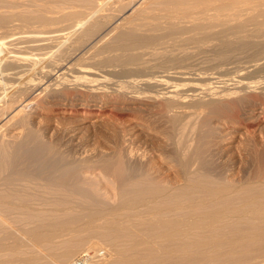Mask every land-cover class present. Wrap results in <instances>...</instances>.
Returning <instances> with one entry per match:
<instances>
[{
	"label": "bare ground",
	"instance_id": "obj_1",
	"mask_svg": "<svg viewBox=\"0 0 264 264\" xmlns=\"http://www.w3.org/2000/svg\"><path fill=\"white\" fill-rule=\"evenodd\" d=\"M27 1H29L31 4L30 0ZM36 1L33 0L34 3ZM46 1L47 0H43L44 6L42 4L41 9L39 7L40 1L39 5L37 4V8L35 5L36 3L34 4L36 9H40L38 11L32 7L36 10V12L38 11L37 13L35 11V13L33 11L32 13L30 11L21 12L18 10L17 13L15 12L13 14L9 11L12 15H9V12L8 15L0 14L1 27L6 25L5 23L8 22L9 24L10 21H13L10 19L13 17V15L14 17H16V19L21 17L22 20L21 18L20 20L23 24V28L25 27V30L27 29V27L32 29L27 30L26 32L22 28H20L19 30L17 27H21L20 23V26L16 27V25L18 24L14 25L17 30L16 28L12 27L13 29H15V31L12 29L11 31H9L10 28L8 26L9 30L8 28H6L7 32H12L11 34H14L16 32L14 35L17 34L16 36L18 38V36L22 33H20L19 31L24 30L23 33H26V35L21 37L19 36V40L28 42L27 48H29V50L31 49V53L34 52L32 50H39L40 56L44 55L47 57V59L49 57V62L47 61L48 63L46 65L42 64L43 66L37 67L39 65H36L35 62L34 64L36 65V67L29 68L30 64L25 62L26 60H23L24 58L21 59V57L19 58V56L12 57V55L7 56L4 52L7 47L6 42L8 43V41L10 40L9 37L8 41H6L7 39L5 40L6 42L0 41V57L3 56V52L5 53L3 58H0V65L4 64L5 66L8 61H11L15 63L14 68L16 70L14 72H10L8 70H6L7 72H4L2 70L4 73L2 71L0 72V103H2V101L4 102L2 105L0 104V133L2 132V129L5 130L7 128L3 127L13 125L15 124V121L19 122V120L17 119H20L21 116L23 118L25 116V113L31 110H37V105L35 103V100L37 102V97L46 96L49 100L56 101L59 97L62 96V94L65 95V93L69 91L71 92L72 90H76L78 93V91L81 89L79 85H81V87L83 86V88L85 87V90L91 93V97L88 101L80 98L81 96L76 97L70 101L67 100L68 97L65 98L67 101H69V103L67 104L70 105V109L75 112H88V114H95V116L99 118L103 117L108 111V103H116L118 102V100H121L120 97H129L132 99L139 97L141 94H139L138 96H128V94H136L138 92L136 91V88L139 89L142 86L159 88V91L157 92L158 94L155 93L156 95H153V92L150 93V96L152 94L153 96L151 97L154 98V100L151 98L152 101H161L160 103L165 110L169 109L175 112L178 111L179 118H181L180 116L183 115L186 118L185 114L188 112L187 108L189 107H193V110L194 108L198 109L204 106H211L209 108H218L223 103L225 105V101H230L229 99L231 97H237V99H248L250 94L256 92L258 87L263 85L264 89V84L260 85L262 83L260 82L261 80H257V82H255L253 77L249 80L246 79L248 77V74L247 77L240 76V79L235 80V82L232 77H230L231 80H233L232 84H228L227 82H225L229 80V77L228 80L226 79L225 81H222L223 85H216L214 83V85L209 84L208 86H206V88L208 87L209 90L207 91L205 89L206 91H204L203 94L196 92L200 89V82L198 83L197 81L192 84H186L189 86L187 87V89H183L184 87L181 88L178 86V84H171V80L174 76H187L184 75L186 74L187 70L184 71L185 66H183V70H178L176 75H172L174 73L171 74L170 72V74L165 73L159 75L145 74L142 75L141 78H139V75H137L138 78H135L133 80L127 79L126 82H122L118 87H115L116 89L114 90H106L107 84L113 77H109L108 74H113L116 72L120 74V70H123V74L125 77L124 72H127V70H132L133 72L134 68L132 69L131 66H136V68L148 67L151 69L160 67V69L163 68L164 70H169L170 68L173 69L172 66L178 67V64H180V68L182 64L186 65V60L187 62H189L188 59L192 55V53L186 50L187 48L182 44H179L178 42L180 41V38H182L181 36L184 33H187L186 35H188L189 33L188 38L197 43L196 47L198 49L211 50L214 53H212V55H214V60L216 61V63H224L230 60L232 55H235L237 53L236 51H242L238 53H244L243 51H245L246 53L247 50L255 51L256 49H260V51L264 52V0H101L106 4V10H109L108 7L112 8L111 11L109 10L110 13H106L104 11L101 12L105 9L101 8L103 3H101L100 0H79L81 4L83 2V5L86 4L88 6L87 10L79 9V5L81 4H76L79 1L76 2L75 0H73V2H76L75 4H73L72 0V3L70 2V0H67L68 4L71 3L69 5L70 7L68 6V8L72 7V9H59V11L56 10L57 14L54 9H49V14L53 11V13L55 12L54 14L56 15L52 13L51 15H48L46 13L48 10V7L45 5ZM48 1V3H46L48 5H50L49 3H51V5L54 3V1ZM57 1L56 2L57 4L59 3V6L65 7L63 6V3H60L62 2V0L60 2L59 0ZM56 2L54 3V5L56 4ZM64 3L68 5L66 2ZM11 4L13 3H10L9 7L12 6ZM51 5L49 8H52ZM74 5H77V7H75ZM99 6L102 10L99 8L98 12H95L98 9L97 7ZM146 6L151 7V16L150 11L146 10ZM22 7L20 9H22ZM14 10L17 9L14 8ZM145 10L146 12L150 13L148 17L146 16L147 13L145 12ZM156 10H158V12L160 13H157ZM144 12L146 13V15ZM143 14L145 15V17H143ZM13 19L15 20V18ZM2 31L3 30H1L0 28V32ZM1 34L2 33H0V36H2ZM5 34L3 35L6 36ZM7 35H9V33H7ZM213 38L219 39L220 43H211L210 39L213 40ZM169 40H171L172 43L174 41V45H177L178 43L177 48L174 49L172 47L174 45H171ZM175 40H178L177 43L175 42ZM208 40L210 41V43H208ZM167 41L170 44L166 43ZM10 43H8V45ZM16 43L17 42L15 41L14 44ZM12 46L15 47V45L13 44ZM22 46L24 47V45ZM187 46H190V42L189 45L187 44ZM14 49H17V46ZM175 50L179 53L175 52ZM32 55L34 54L32 53ZM37 55H39V52L37 53ZM145 55H149V58H153L152 60L155 61H149H151V63H154L151 65H147L149 64V62L145 59ZM14 57H16V59H13ZM46 57H44V59ZM25 58L27 59V57ZM20 59L23 61H21ZM83 60H87L89 61L88 63L91 64L87 66H79V62ZM191 60L192 58L190 59V61ZM209 64L211 65V63ZM97 65L105 67L107 69L106 71H104L105 75H102L103 73L98 75L99 73L97 74L92 71L94 70V68L96 69ZM99 72L101 71L99 70ZM68 73L73 74V77L71 76L72 78H70L72 80L74 78L73 82L72 80L68 79V77H70V75L72 74L69 75ZM28 74H33V76L35 75L34 79H37V77L41 76L40 80L38 79L39 81L30 82L24 78ZM130 74L128 73L129 76ZM135 75L133 74V76ZM30 76L31 75H29L28 77ZM205 78L209 79L210 77L205 75L203 77L199 75L197 79L186 80L203 81L205 80ZM251 79L253 81H250ZM9 80H12L11 85H8V87H6L7 81ZM180 81L182 80H179V83ZM130 88H132V90L135 88V92L128 91L131 90ZM85 90H83V92ZM142 90L143 88L141 89V91ZM259 93L263 94L262 91H260ZM147 94L145 96L144 90V97L147 98ZM250 101L244 104L245 109L243 112L245 119L250 123L251 126L260 127L259 125L264 124V106L254 104L252 102L250 103ZM224 105L222 106L225 107ZM231 106L229 105L230 108ZM214 109L212 108L211 111ZM193 110L191 109V111ZM219 110H221V108ZM222 110H224V108ZM199 111H201V109ZM211 111L210 109L208 110V112ZM218 111H216L217 114ZM214 112L215 111L211 113ZM196 113L197 112H195V114ZM190 115L192 116V114ZM175 116H173V118ZM191 116H189L190 120L192 119L190 118ZM199 118L200 116L197 117V119ZM231 121L233 122L232 119ZM179 122L181 123L182 121L180 120ZM232 122L229 127H224L225 133H223L225 134V136L230 134L233 128H235V124ZM199 123L201 122H198V124ZM227 123L225 124L227 125ZM229 124L230 122L228 123V125ZM186 125L185 127L184 125L181 126L186 128ZM188 125H190V123ZM195 125H193V128L192 126L189 127V129H195L198 126L196 125V127L194 128ZM206 125L208 124L199 126H202V128L205 130L204 126ZM175 127H177V125ZM178 128L179 127H177V129ZM186 129L181 128L180 132L183 130L184 132H182L185 133ZM202 131H200V133H202ZM2 133L4 134H0V178H3V180L9 178L11 182L12 180L10 179L9 175L12 174L13 176L14 174H18L20 176L24 175V177L26 178V180H24L27 182V179L30 177L31 171L30 173H24L26 170H19L18 168L21 165L17 167V165L13 161V157L16 153H20L23 150V152L27 154V157L29 158L28 160L31 161L30 166H32L31 164L35 160L38 162L39 159H41L42 157L44 158L43 153H46V151L43 149V145L31 146L26 140L24 142H16V151L11 154L9 153V151L12 152L13 150L11 151V148H9L10 150H8L9 145H11L9 142L12 141V143H14L12 139H16L18 141V139H20V137L23 135V129L19 128L18 125V127H13L12 134H9V136L5 134V131H3ZM174 136L175 135L173 134V137ZM183 137L184 136L182 135V139L179 138V140L181 139L180 141L183 142V146H187L186 148L188 149L182 147V144L177 139L178 137H174V139H176L178 143L175 146L174 152L171 154V161L174 163V175L172 177L157 176L155 173H153V167L150 168L151 166L148 167V165L143 164L139 165L138 163L133 164L132 161L129 162L127 160V154H125V156L124 153L122 154L120 151L115 155H113V153V156L111 155V157L109 156L107 158L105 156V159L103 158V160H105L103 162H106L104 166L106 167L105 170L109 172L114 178L115 194L113 193L112 195L115 197V199L114 197H112V192L110 190L109 197H112L113 199L109 200V197H106L108 198V200H103L101 198H95V196L89 194L91 192H88L86 189L78 186L75 181L79 179L78 177H80L79 173L77 172L79 164H74L73 161L70 162L66 157V159H63L60 161V163L57 162L56 164L55 162L58 160L57 158V160L54 158L53 161L56 160L55 162H50V160L47 161L44 158L43 161L41 160L43 162V166L41 167V162H38L40 165V167L38 168L36 167L38 165L36 161L34 163L36 169L40 170L41 168V172L44 171L42 173L45 174L43 175V179L46 180L45 182L47 186L46 188L44 187L46 191H48L49 189L53 191L54 187L50 184L54 185V183H56V179L59 181L57 188L60 192V197H57V199L53 198L54 201H52V203L48 201L50 204L44 205L43 203H39L37 201L39 198L37 196V193L32 194L31 191L29 193L27 189H24L23 193L22 189L19 187L17 190H14L17 187L15 186L16 184L13 185L12 182L15 179V181L18 180L16 178L18 175H16V177L11 176L12 178L15 177V179L11 182V185H9L10 183H5L4 185L7 190L10 188L12 189L0 194V252L1 250L7 248L9 250L8 252L11 251L12 253L13 251V253H15L14 251H16L17 249L20 250L21 248H23L22 246L24 245L21 243H25V240H27L28 238L29 240L32 239L30 240L31 242H29L32 244H35L34 242L38 241V244L36 243V247H39L38 245H40L42 242L46 243V245L48 244V248H50L51 246L50 249H53L54 247L52 248V245L50 244H53L55 246L60 240H64L65 236L63 233L66 232V246L64 245L65 248L61 252L59 250L55 252L56 249H54V254L46 255L49 251L47 250L48 252L46 253V250H43L47 249V246L44 248V244H41L42 246L40 247H43L42 250L39 247L43 253H46L45 259L47 258L49 260H53L52 258L56 257V260L58 259L60 263L65 264L68 263L69 260H72V257H74V253L79 247L77 246L76 248V245H78L80 242L84 244L85 241L88 243L89 237H86L87 231L91 232L92 230H104L109 233V235L111 236V240H113L112 238L117 240V249L115 250H117L119 258L115 257L117 258L115 261L113 257V264H175L172 261H176V264H232V262L234 263L241 258L242 260L243 258H245L246 260V257H250L254 254H257L259 258L260 255H258V253H262L261 257H263H260L262 261L258 259V262L257 260L258 264H264V150L261 151L256 148L253 150L252 160L254 166H252L254 167V171L250 172L249 169L246 174V171L244 170L245 174L244 171H242L240 173L241 176L239 175L238 178H235L236 176L234 177L233 174H231L232 176L228 174L230 169L227 173H225V167L224 170H222L223 168L222 166H220L221 164L217 165L218 162L216 164L215 159L214 161H210V159L212 160V158H209L211 156L206 158L208 156L207 152V156H204L205 154L203 155L199 148H192L195 146L189 145L192 144L191 142L187 143L188 140L183 141ZM198 141L200 140H197V142ZM184 142L187 144H184ZM188 145L190 146V148L188 147ZM225 149L227 150V148ZM47 152L49 154V152L52 153L53 151ZM128 156L127 157L130 158L132 154L130 155L129 153ZM51 158L53 159V156ZM146 159H148V157ZM150 161L151 160H148V163ZM58 164H61L59 172L56 168ZM79 167L81 168V166ZM41 172L38 175L42 174ZM236 173L238 174V172ZM242 173L244 175H242ZM34 174H31V176H35ZM38 175H36V177ZM18 178L20 180L19 176ZM31 178H29V182L31 181ZM22 179L23 177H21V180ZM23 182L21 183L23 184ZM18 185H20V183ZM22 186L23 185H21V187ZM26 186L28 188L30 184L28 185L27 183V185H25V188ZM5 187L3 186V188ZM22 188H24V186ZM29 188H31V186ZM73 193L79 195V197L77 195H72ZM105 196H107V194ZM77 198L81 199L82 201H76ZM18 214L24 215L26 217L23 216V219H20L21 216H19ZM16 216L17 218H14ZM30 216H33L34 218L36 217V219L31 218ZM43 216L46 217L44 218ZM28 217H30L31 220ZM16 219L20 221L19 223L17 222V225L15 224L17 221ZM13 221L15 223H12ZM12 224L16 226L12 227ZM95 232L93 233L95 234ZM76 234H78V236L80 234L79 237L81 238H76ZM81 234H84L85 237H83ZM62 236H64V238ZM59 237L62 238L60 239ZM57 239L59 241L56 243ZM61 243H59L61 245L60 248L64 244ZM89 244L90 247L91 245H93L90 243V240ZM27 245L29 246L30 244L27 243ZM58 247L59 246H57L56 248L58 249ZM91 249L92 248H90L89 250ZM95 249L96 247L94 248V250ZM40 250H38V252L41 255L42 253L40 252ZM86 250L88 251V248ZM18 251H16V253ZM36 252L37 251H35V253ZM50 252H53V250H50ZM39 253H36L37 255H34V253H30L31 255L29 256H20L13 259L10 258V260H8L7 258V261H4V259H2V257L0 256V264H9V261H15L16 264H34L36 260L42 262L41 259L42 257H44V255H42L41 257ZM84 253L85 252L83 251V254ZM88 253L90 252L88 251ZM95 253H93V255ZM23 254L25 255V253ZM255 255L254 257H250L251 259L247 258V260L249 259V261L251 260L253 262L252 259L255 258ZM49 260L47 261L48 263ZM177 260H179L180 262H177ZM245 260H243L244 262H241L246 264L245 262L247 260ZM108 261V264L112 262ZM90 262L91 261H89V263ZM96 264H98V262H96Z\"/></svg>",
	"mask_w": 264,
	"mask_h": 264
},
{
	"label": "rangeland",
	"instance_id": "obj_2",
	"mask_svg": "<svg viewBox=\"0 0 264 264\" xmlns=\"http://www.w3.org/2000/svg\"><path fill=\"white\" fill-rule=\"evenodd\" d=\"M2 1V2H1ZM0 2V14H5V15H8L10 12L13 14V13H17L18 12V10L19 11H21V12H36V10H38V9H36L37 8V6L39 5V1H40V5H39V7H40V9H41V7H42V4H43V6H44V2H43V0H42V2H41V0H38V1H36V0H34V1H36L35 3L33 2V0H30L31 1V4H30V2L29 1H27V0H1ZM5 1H6V3H5ZM18 1H19V3H18ZM45 1V0H44ZM48 1V0H47ZM46 1V3H48ZM51 1H54V3L57 1V0H50V2ZM61 0H59V2H60ZM69 1V0H68ZM67 0H64V2H68ZM76 2L77 1H79V0H75ZM4 2V3H3ZM7 2H9V3H7ZM23 2V3H22ZM33 2V3H32ZM58 2V1H57ZM57 2H56V4H57ZM63 2V0H62V2H60V3H63V4H60V5H63V6H65V7H62V6H59L58 4L56 5H54V3L51 5V3H49L50 5H51V7L52 8H49L50 7V5H48V4H46L45 3V5L48 7L46 10H47V14L48 15H51V13L52 14H54L55 12H56V10L57 11H59V9H67L68 8V6L73 2V0H72V2H71V0H70V4H68V5H66L65 3ZM76 2H73V4H75ZM82 2V1H81ZM100 2L101 3H103L101 0H100ZM10 3H13V4H11L12 6L11 7H14L15 9H17V10H14V8H11V7H9L10 6ZM22 3V4H21ZM29 3V4H28ZM36 5V8H35V5ZM38 4V5H37ZM72 4V5H73ZM77 5H79V4H81L80 3V1L79 2H77L76 3ZM104 4V5H103ZM102 4V6H101V8L103 9H105V6H106V4L105 3H103ZM14 5V6H13ZM32 5H34V6H32ZM77 5L75 6V7H77ZM145 5H147V4H145ZM4 6V7H3ZM18 6H20V7H18ZM23 6V7H22ZM29 8H27V7ZM67 6V7H66ZM82 6V7H81ZM104 6V7H103ZM144 6V5H143ZM6 7H8V8H6ZM22 7V9H20ZM35 8V9H33V8ZM38 7V8H39ZM70 7V6H69ZM74 7V8H75ZM87 5L85 4V5H83V2H82V4L81 5H79V9H84V10H87ZM145 7V6H144ZM73 8V9H74ZM98 9H97V11H95V12H98V10H99V8H100V6L99 7H97ZM100 8V9H101ZM149 10H148V9ZM8 9V10H7ZM11 9V10H10ZM12 9H13V11H12ZM28 11H27V10ZM31 9V10H30ZM39 9V10H40ZM52 9H54L55 10V12L53 13V11L52 12H50V14H49V12L48 11H50V10ZM68 9H72V7L71 8H68ZM76 9H78V8H76ZM101 9V10H102ZM106 9H107V6H106ZM100 10L101 12H106V13H110L109 12V10L111 11L112 10V8H109L108 7V9L109 10ZM145 9V8H144ZM151 9V7H149V6H146V10L147 11H150V13L152 12V10H150ZM6 10V11H5ZM26 10V11H25ZM38 10V11H39ZM89 10H90V8H89ZM88 10V11H89ZM146 10H145V12H146ZM159 10V9H158ZM158 10H156V12L157 13H160V12H158ZM10 11V12H9ZM37 11V12H38ZM99 11V12H100ZM162 11V10H161ZM9 12V13H8ZM32 12V13H33ZM34 12V13H35ZM36 12V13H37ZM144 12V13H145ZM163 12V11H162ZM9 14V15H12V14ZM146 13H147V15H146ZM145 13V15L148 17V15L150 14V13H148V12H146ZM56 14H57V12H56ZM56 14H54V15H56ZM145 15L143 14V17H145ZM152 15V13L150 14V16ZM17 17H19V16H17ZM13 18H15V20L13 19ZM21 18V17H20ZM20 18H18V19H16V17H14V15H13V17L12 18H10L11 20H13V21H10L9 22V24H8V22L7 23H5L6 25H2L3 27H1L0 26V28H1V30H3L2 32H0V33H2L1 35L2 36H0V41H5L6 39V41H8V37L10 38V42L8 41V43H10L9 45H8V43L6 42V49H5V53H6V55L7 56H11L12 55V57L13 56H19V58L21 57V59H23V60H26L25 62H27V63H29L30 65H29V68H35L36 67V65H39V66H37V67H41V66H43L42 64H44V65H46L48 62H49V57H48V59H47V57L46 56H40V51L39 50H32V51H34V52H32L34 55H32V53H31V49L29 50V48H27V44H28V42H23L24 40H19V36L21 37V36H24V35H26V33H23V31L25 30L24 28H23V24H22V22H21V20H22V18H21V20H20ZM10 19H7V20H10ZM20 20V21H19ZM263 22H264V20H263ZM21 23V27H17V26H20L19 24ZM16 24H18V25H16ZM14 25H16V27L20 30V28H22V29H24V30H22V31H19L20 33H21V35H19L18 36V38H17V34L16 35H14V34H11L12 32H7V30H6V28H8V26H9V28H10V30H9V28H8V30L9 31H11V29L12 30H14L15 31V29H13V28H16ZM13 27V28H12ZM17 28H16V30H17ZM29 27H27V29L25 30V32L27 31V30H31L30 28L28 29ZM249 28H251V27H249ZM13 31V32H14ZM250 31H251V29H250ZM3 32H5V33H3ZM7 33H9V35H7ZM18 33V32H17ZM250 33V32H249ZM3 34H5L6 36H4ZM19 34V33H18ZM185 34V33H184ZM182 35L181 37L182 38H180V41H178V40H175V42L177 43V41L179 42V44H182L183 46H185L187 49L186 50H188L189 52H191L192 53V55L190 56L191 58H192V60L190 61V57H189V59H188V61L190 62H187V60H186V65L185 64H182V66H181V68L179 67L180 66V64H178V67L177 66H172V68L173 69H175V70H173V69H169V70H164L163 68L162 69H160V67H157V68H148V67H137L136 68V66L134 67H132L131 66V68L133 69H136V70H134L133 69V72H132V70H127V72H124L125 73V77H124V74H123V70L121 71L120 70V74H118V72H116V73H113V74H108V76L110 77V76H113L112 77V79H111V81L107 84V88H106V90H108V91H111V90H114V89H116L115 87H118L122 82H126L127 81V79L128 80H130V79H135V78H138L137 77V75H139V78H141L142 77V75H145V74H151V75H159V74H165V73H174V74H172V75H176L177 74V71L178 70H183V66H185V68H184V71L185 70H187V72H186V74H184V75H187V76H184L185 78L186 77H188V78H186L187 80L188 79H197V77L200 75V76H203L204 77V75L205 76H208V77H210L209 79H207V78H205V80H189V81H187L183 76H180V75H176V76H174L173 77V79L171 80V84H173V85H175V84H178V86L179 87H181V88H183V89H187V87L189 86V85H186V84H192V83H195L196 81L199 83V87H200V89L198 90V91H196V92H198V93H201V94H203V92L204 91H208L209 89H208V87L206 88V86H208L209 84L211 85V84H216V85H223L222 84V81H225L226 79L228 80V77H229V80H230V82H229V80L228 81H225V82H227L228 84H232L233 83V80H234V82H235V80H238V79H240V76H246L247 77V74H248V77L246 78V79H250V78H252L253 77V79H254V81L255 82H257V80H261L260 82H262L260 85H262V84H264V52H262V51H260V49H256L255 51H252V50H247L246 51V53H245V51H243L244 53H238V52H242V51H236L234 54L236 55H232V57L234 58H230V60H228V61H226V62H224V63H220V62H217L216 63V61L214 60V55H212V51L211 50H209V49H198L196 46V44L197 43H195L192 39H189L188 37H189V33H188V35ZM10 35H11V37H10ZM13 35V36H12ZM5 37H7V38H5ZM16 39H15V38ZM14 39H15V41L17 42L16 44H14L15 43V41H14ZM212 39V38H211ZM210 39V41H211V43L213 42V43H220V40L219 39H215V38H213V40H211ZM215 39V40H214ZM18 40V41H17ZM218 40H219V42H218ZM173 41V40H172ZM210 41L208 40V43H210ZM216 41V42H215ZM13 42V43H12ZM169 42L171 43V45H174V41H173V43L171 42V40H169ZM168 41L166 42V43H168V44H170ZM189 42H190V46H187V44L189 45ZM24 45V47L21 45ZM207 43V44H208ZM12 44L13 45H15V47L14 46H12ZM167 44V45H168ZM166 45V44H165ZM177 45H178V43H177ZM177 45H174V46H172L174 49L175 48H177ZM16 46H17V49H14V48H16ZM26 46V47H25ZM160 46V45H159ZM192 46V47H191ZM10 47V48H9ZM9 48V49H8ZM189 48H191V49H189ZM19 49V50H18ZM11 50H12V52H11ZM14 50V51H13ZM8 51V52H7ZM37 51V52H36ZM208 51H210V52H208ZM3 52V56L5 55V53ZM36 52V53H35ZM39 52V55H37V53ZM175 52H178V51H176L175 50ZM248 52V53H247ZM255 52V53H254ZM259 52V53H258ZM8 53V54H7ZM179 53V52H178ZM210 55H209V54ZM262 53V54H261ZM214 54V53H213ZM255 54V55H254ZM258 54H259V56H258ZM212 55V56H211ZM240 55H242V56H240ZM248 55H249V57H248ZM3 56H1L0 58H3ZM35 56H37V57H35ZM40 56V57H39ZM253 56V57H252ZM257 56V57H256ZM25 57H27V59L25 58ZM42 57V58H41ZM44 57H46L45 59H44ZM145 57V59L146 60H148V62H149V64H147V65H151V64H153L154 62H152L151 63V61H155V60H152L153 58H149V55H145L144 56ZM262 57V58H261ZM5 58H7V57H5ZM4 58V59H5ZM9 58V57H8ZM11 58V57H10ZM19 58H17V59H19ZM32 58V59H31ZM35 58V59H34ZM42 60H41V59ZM149 58V59H148ZM236 58V59H235ZM13 59H16V57H14ZM20 59V60H21ZM29 59V60H28ZM47 59V60H46ZM211 59V60H210ZM10 60V59H9ZM23 60H21V61H23ZM31 60V61H30ZM149 60H151V61H149ZM234 60V61H233ZM29 61V62H28ZM40 61V62H39ZM42 61V62H41ZM46 61V62H45ZM48 61V62H47ZM211 61V62H210ZM257 61V62H256ZM36 62V63H35ZM89 61H87V60H83V61H80L79 62V66H87V65H89V64H91V63H88ZM213 62V63H212ZM215 62V63H214ZM228 62V63H227ZM7 63V62H6ZM5 63V64H6ZM14 65H13V64ZM32 63V64H31ZM36 65H35V64ZM209 63H211V65L209 64ZM220 63V64H219ZM258 63H259V65H258ZM207 64H209V65H207ZM216 64V65H215ZM223 64H226V65H223ZM14 66H15V63L14 62H11V61H8V63L4 66V64L2 65H0V72L3 70L4 72L6 71V70H8V71H10V72H14V71H16L15 70V68H14ZM31 66V67H30ZM235 66V67H234ZM247 68H246V67ZM12 67V68H11ZM25 67H27V66H25ZM189 67V68H188ZM213 67V68H212ZM239 67V68H238ZM251 67V68H250ZM10 68V69H9ZM195 68V69H194ZM219 68V69H218ZM254 68V69H253ZM5 69V70H4ZM17 69V68H16ZM98 71H97V70ZM96 69L94 68V70H92L93 72H95V73H99L98 75H100V74H102V75H105V73H104V71H106L107 69L105 68V67H101V66H99V65H97L96 66ZM109 69V68H108ZM118 69H120V68H118ZM150 69V70H149ZM212 69V70H211ZM222 69V70H221ZM228 69V70H227ZM237 69V70H236ZM247 69V70H246ZM13 70V71H12ZM96 70V71H95ZM99 70L101 71V72H99ZM218 70V71H217ZM244 70V71H243ZM2 71V72H3ZM91 71V72H92ZM154 71H156V72H154ZM172 71H174V72H172ZM247 71V72H246ZM248 71H249V73H248ZM3 72V73H4ZM7 72V71H6ZM122 72V73H121ZM197 72V73H196ZM210 72V73H209ZM241 72H242V74H241ZM128 73L130 74V73H133L135 76H133V74H130V76L128 75ZM140 73V74H139ZM169 73V74H170ZM241 74V75H239V74ZM69 75L70 74H72V73H68ZM209 74V75H208ZM219 74V75H218ZM245 74V75H244ZM255 74V75H254ZM29 75H31L30 77H28ZM69 75H66V76H69ZM122 75V76H121ZM141 75V76H140ZM195 75V76H194ZM214 75V76H213ZM257 75V76H256ZM35 76V75H34ZM34 76H33V74H28L27 76H25L24 78L25 79H27L28 81H30V82H32V81H39L40 80V77H37V79L35 78L34 79ZM39 76V75H38ZM73 77V74L72 75H70V77H68V79L69 80H72V79H70V78H72ZM212 76V77H211ZM220 76V77H219ZM222 76H226V77H222ZM238 76H239V78H238ZM260 76V77H259ZM27 77V78H26ZM176 77V78H175ZM215 77V78H214ZM230 77H232V79L233 80H231V78ZM30 78H31V80H30ZM116 78V79H115ZM118 78V79H117ZM122 78H124V79H122ZM184 79V81H183V79ZM256 78V79H255ZM263 79V81H262V79ZM39 79V80H38ZM124 80V81H122V80ZM204 79V78H203ZM212 79H213V81H212ZM73 80H74V78H73ZM73 80H72V82H73ZM179 80H182V81H180V83H179ZM207 80H208V82H207ZM9 81H10V84H9ZM9 81H7V85H6V87H8V85L10 86L11 85V81L12 80H9ZM194 81V82H193ZM202 81V82H201ZM205 81V82H204ZM220 81V82H219ZM250 81H253L252 79L250 80ZM258 81V82H259ZM174 82V83H173ZM211 82V83H210ZM259 82V83H260ZM202 83H204V84H202ZM208 83V84H207ZM219 83H221V84H219ZM258 83V84H259ZM206 84V85H205ZM213 84V85H214ZM114 85V86H113ZM80 86V92L78 91V93H79V95H78V93H77V91L75 90H72L71 92L69 91V92H67V93H65V95H63L62 94V96L61 97H59L58 98V100H56V101H51V100H49L46 96H40V97H37L36 99H37V102H36V100H35V103H36V105H37V107H36V109L37 110H31V111H29V112H27V113H25V116L23 117L24 118V120H23V118H22V116L20 117V119H17V120H19V122L18 121H15L14 123L15 124H13L14 126H16V127H18V125H19V128H22L23 129V135L20 137V139H18V141L15 139H12L13 141H14V143H12V141L11 142H9L11 145H9V147H8V150H10L9 148H11V151L12 152H10L9 151V153H13L14 151H16V142H24L25 140L26 141H28L29 142V145H31V146H42L43 145V149L46 151V153H43V156H44V158H45V160H47V161H49L50 160V162H55L57 159V161L55 162V164L57 163V162H59L60 163V161L61 160H63V159H68L70 162H72L73 161V163L74 164H79L78 165V170H77V172L79 173V176L80 177H78L79 179H77L76 181H75V183L78 185V186H80L81 188H83V189H86L88 192H93L92 194L91 193H89L90 195H93V196H95V198H101V199H103V200H108V198H106V197H109L110 196V191L112 192L111 193V195L114 193L115 194V183H114V178L111 176V174L109 173V172H107L105 169H106V167H104L105 166V164H106V162H103V161H105V160H103V158L106 156L107 158L110 156L111 157V155L113 154V155H115V154H117V153H119V151L123 154L124 153V155L125 154H127V156H128V154L130 153V155L132 154V156L130 157V158H133V159H130V158H128L126 155V158H127V160L130 162V161H132V163L134 164H139V165H141V164H143V165H148V167H150V168H152V170H153V173H155L157 176H160V177H163V176H170V177H172L173 175H174V167H173V162L171 161V154L174 152V150H175V146H176V144L178 143V141L176 140V139H174V137L175 138H177L178 140H179V138H181L182 137V135L184 136L183 137V141H187V143H189V142H191L192 144H189V145H193V146H195V147H192V148H199V150H201V152L203 153V155L204 156H207V153H208V156L206 157V158H208L209 156H211V157H209V158H212V160L210 159V161H214V159H215V162H216V164H217V162H218V164L217 165H219V164H221L220 166H222V170H224V167H225V170H224V172L225 173H227L228 172V170L230 169V171L229 172H231V173H229L228 172V174L230 175V176H232L231 174H233V176L235 177V178H238V176L240 175L241 176V172L242 171H246V174H247V172L249 171V169H250V172H252V171H254L253 169H254V165H253V160H252V154H253V150L256 148V149H258V150H264V124L263 125H259L260 127H258V126H251L250 125V123L245 119V116H244V109H245V106H244V104H246V103H248V101H250V103L252 102V103H254V104H257V105H260V106H264V89H263V85L262 86H260V87H258V89L256 90V92H253L252 94H250V96L248 97V99H237V97H231L229 100L230 101H225V105H224V103L222 104V105H224L225 107H223L222 105H220V106H222L223 108H224V110H222L223 108L222 107H220L221 108V110H219L220 108L218 107H212L214 110H212L211 111V109L212 108H209V107H211V106H209V107H207V106H204V107H201V108H198V109H195L194 108V110H193V107L191 108V107H189V108H187L188 109V112L185 114V116H186V118L184 117V115L183 116H180L181 118H179V112L178 111H173V110H165V109H163V107H162V105H161V101H159V100H156V102H153L152 101V99L154 100V98L153 97H151V96H153V95H156V94H158L157 92L159 91V88H156V87H144V86H142L141 88H136V91H138L136 94L135 93H129L128 94V96H134V95H139V94H141L140 96H141V99H140V96L139 97H136L135 99H132V98H129V97H120L121 98V100H118V102H116V103H113V102H110V103H108V111L105 113V115L103 116V117H97V116H95V114H88V112H85V113H83V112H75V111H73V110H71L70 108V105H68L67 103H69V101L70 100H73L74 98H76V97H80V98H82V99H84V100H86V101H88L89 99H90V97H91V93L89 92V91H86L85 90V87L83 88V86L81 87V85H79ZM186 86V87H185ZM231 86V85H230ZM109 88V89H108ZM143 88V92L141 91V89ZM131 90H128V91H130V92H135L134 90H135V88L132 90V88H130ZM206 89V90H205ZM261 89V90H260ZM82 90V91H81ZM83 90H85L84 92H83ZM144 90H145V96H146V94H147V98L146 97H144ZM151 90V91H150ZM140 91V92H139ZM150 91V92H149ZM260 91H262L263 92V94L262 93H259ZM73 92V93H72ZM86 92V93H85ZM153 92V93H152ZM69 93H72V94H69ZM85 93V94H84ZM87 93H89V94H87ZM150 93H152L151 94V96H150ZM156 93V94H155ZM261 94V95H260ZM66 95H68V96H66ZM148 95H149V97H148ZM143 96V97H142ZM46 97V98H45ZM68 97V98H67ZM69 97H70V99H69ZM65 98H67V100H69V101H67ZM143 98V99H142ZM144 98H145V100H144ZM152 98V99H151ZM250 98V99H249ZM252 98V99H251ZM149 99V100H148ZM39 100V101H38ZM48 100V101H47ZM146 100H147V102H146ZM232 100V101H231ZM245 100V101H244ZM257 100V101H256ZM113 101V100H112ZM127 101V102H126ZM159 101V102H158ZM234 101V102H233ZM242 101V102H241ZM244 101V102H243ZM247 101V102H246ZM115 102V101H114ZM229 102H231V103H229ZM237 102V103H236ZM4 102L2 101V103H0L1 105L3 104ZM242 103V104H241ZM113 104V105H112ZM160 105V106H159ZM226 105H228V106H226ZM229 105L231 106V108H232V110H231V108L229 107ZM242 105V106H241ZM136 106V107H135ZM235 106V107H234ZM39 107V108H38ZM111 107H112V109H111ZM208 109H207V108ZM229 107V108H228ZM48 108V109H47ZM133 108V109H132ZM161 108V109H160ZM190 109V110H189ZM191 109L193 110V111H191ZM201 109V111H199ZM207 109V110H206ZM210 109V111L211 112H213V111H215L214 113H211V112H208V110ZM230 109V110H229ZM203 110V111H202ZM219 110V111H218ZM227 110V111H226ZM134 113H133V112ZM173 111V112H172ZM190 111H191V113H190ZM216 111H218V114L216 113ZM221 111H225L224 113L223 112H221ZM195 112H197L196 114H195ZM199 112V113H198ZM175 113V114H174ZM85 114V115H84ZM174 114V115H173ZM189 114V115H188ZM190 114H192V116L190 115ZM197 114H199V115H197ZM217 114V115H216ZM223 114V115H222ZM175 115H177V116H175ZM197 115V116H196ZM216 115V116H215ZM231 115V116H230ZM233 115V116H232ZM173 116H175L174 118H173ZM187 116H188V118H187ZM189 116H191L190 118H192L191 120L189 119ZM196 116V117H195ZM200 116V120L199 119H197V117H199ZM230 116V117H229ZM235 116V117H234ZM25 117H26V119H25ZM138 117V118H137ZM177 117V118H176ZM203 117V118H202ZM227 117H228V119H227ZM232 117V118H231ZM102 118V119H101ZM177 119V121H176V119ZM226 118V119H225ZM234 118V119H233ZM187 119V120H186ZM230 119V120H229ZM231 119L233 120V122L231 121ZM24 121V122H22V121ZM181 120L182 122L180 123L179 121ZM225 120H227V121H225ZM229 120V121H228ZM138 121V122H137ZM141 121V122H140ZM177 123H176V122ZM244 121H245V123H244ZM20 122H22V123H20ZM194 124H193V123ZM198 122H201V123H199L198 124ZM230 122V124L228 125V123ZM231 122L232 123H234L235 124V128H233V130H232V132L230 133V134H228V135H226L225 136V128L226 127H229L230 125H231ZM247 122V123H246ZM17 123V124H16ZM173 123V124H172ZM183 123V124H182ZM190 123V125H188V124ZM192 123V124H191ZM225 123H227V125L225 124ZM183 126L184 125V127H185V125H186V128H184V127H182L181 125ZM198 125L197 127H196V125ZM205 124H208V125H206V126H204V128H205V130L202 128V126L203 125H205ZM13 125H8V126H5V127H3V128H6L5 130L4 129H2L1 131L3 132V131H5V134H7L8 136H9V134H12V131H13ZM177 125V127H179L178 129H177V127H175ZM178 125H180V126H178ZM193 125H195L194 126V128L195 129H192L193 128ZM199 125H202L201 127L199 126ZM226 125V126H225ZM13 126V127H12ZM192 126V128H191V130L189 129V127H191ZM208 126V127H207ZM200 127V128H199ZM221 127V128H220ZM225 127V128H224ZM125 128V129H124ZM158 128V129H157ZM176 128V129H175ZM186 129L185 130V133H183L182 131V133L180 132V129ZM202 128V129H201ZM208 128V129H207ZM218 128V129H217ZM113 129V130H112ZM148 129V130H147ZM172 129H174V130H172ZM200 130V131H202V133H200V131H198V130ZM220 129H222V130H220ZM251 129V130H250ZM54 130V131H53ZM121 130V131H120ZM154 130V131H153ZM179 130V131H178ZM189 130V131H188ZM196 130V131H195ZM178 131V132H177ZM208 131V132H207ZM250 131V132H249ZM0 133V134H4V133ZM40 132V133H39ZM156 132V133H155ZM176 134H175V133ZM193 132V133H192ZM210 132V133H209ZM213 132V133H212ZM224 132V133H223ZM38 133V134H37ZM178 133V134H177ZM196 133V134H195ZM207 133V134H206ZM157 134V135H156ZM173 134L175 135L174 137H173ZM180 134V135H179ZM186 136H185V135ZM206 134V135H205ZM247 134V135H246ZM32 135H34V136H32ZM36 135V136H35ZM170 135V136H169ZM178 135V136H177ZM221 135V136H220ZM128 136V137H127ZM191 136V137H190ZM187 137V138H186ZM197 137V138H196ZM252 137V138H251ZM38 139H39V141H38ZM125 139V140H124ZM174 139V140H173ZM182 139V138H181ZM180 139V140H181ZM184 139H186V140H184ZM21 140H23V141H21ZM35 142H34V141ZM134 140V141H133ZM175 140H176V142H175ZM179 140V142L182 144L183 142L182 141H180ZM197 140H200V141H198L197 142ZM203 141V142H202ZM221 141V142H220ZM250 141V142H249ZM39 142V143H38ZM196 144H195V143ZM187 143H185L184 142V144H187ZM252 143V144H251ZM41 144V145H40ZM106 144V145H105ZM197 144H198V147H197ZM201 144V145H200ZM202 144H203V146H202ZM128 145V146H127ZM188 145V147L190 148V146ZM200 145V146H199ZM14 146H15V148H14ZM136 147V148H135ZM171 147V148H170ZM182 147L183 148H186L187 146H183V144H182ZM200 147H202V148H200ZM229 147V148H228ZM231 147V148H230ZM55 148V149H54ZM86 148V149H85ZM225 148H227V150L225 149ZM248 148V149H247ZM173 149V150H172ZM186 149H188V148H186ZM92 150V151H91ZM114 150H116V151H114ZM126 150V151H125ZM129 150V151H128ZM131 150V151H130ZM224 150V151H223ZM47 151H53L52 153H53V155H52V153H50L49 152V154L51 155H49L48 154V152ZM125 152H127V153H125ZM133 152H134V154L136 155H134L133 154ZM146 152V153H145ZM151 152V153H150ZM207 152V153H206ZM20 153H21V155H20ZM20 153H16L15 155H14V157H13V161H14V163L17 165V167H19L20 165V167L18 168L19 170L20 169H22L21 171H25L24 173H30V171H31V174H34V173H36V174H34L35 176H31V174H30V177L29 178H33V180H32V178H31V181L29 182L28 180H30L29 178H28V176H27V182L25 181L26 180V178L24 177V175H18V174H14L13 176H15L16 177V175H18L19 177H20V180H21V177H23V179L20 181L19 180V178H18V176L16 177L18 180L17 181H15L16 179H15V177L14 178H12L13 176H12V174H10L9 176H10V179L13 181L14 179V181H15V183H14V181L12 182V184L13 185H15L17 188H13L14 190H17L18 189V187L19 188H21L22 189V193H23V191H24V189H27V191L30 193V191H31V193L33 194V193H37V196L39 197L38 198V202L39 203H43L44 205H47V204H50L49 202H51L52 203V201H54L53 200V198L54 199H57V197L59 198L60 197V192L58 191V188H57V186H58V183H59V181L56 179V183H54V185L53 184H50L51 186H53L54 187V190L53 191H51L50 189L48 190V191H46L45 190V188H46V180L45 179H43V175H45V174H43L42 172H44V171H42L41 172V168H40V170H38V169H36V167L38 168V167H40V165H41V167L43 166V160H44V158L42 159H39L38 160V162L40 163V165H39V163L36 161V163L38 164H36L37 166L35 167L34 165V163H35V161L31 164L32 166H30V163H31V161L30 160H28L29 158L27 157V154L26 153H24L23 152V150H22V152H20ZM223 153V154H222ZM54 154H55V156H54ZM94 154V155H93ZM162 154V155H161ZM227 154V155H226ZM228 154H229V156H228ZM251 154V155H250ZM26 155V156H25ZM112 155V156H113ZM134 155V156H133ZM144 155V156H143ZM249 155V156H248ZM17 156V157H16ZM53 156V159L51 158ZM62 156H64V157H62ZM72 156V157H71ZM102 156V157H101ZM18 157H20V158H18ZM25 157V158H24ZM27 157V158H26ZM61 157V158H60ZM66 157V158H65ZM78 157V158H77ZM87 157V158H86ZM137 157V158H136ZM148 157V159H146ZM170 157V158H169ZM240 157V158H239ZM17 158V159H16ZM47 158V159H46ZM54 158L56 159L55 161H53L54 160ZM226 158V159H225ZM16 159V160H15ZM20 159V160H19ZM25 159H26V161H25ZM105 159V158H104ZM144 159V160H143ZM42 160V161H41ZM52 160V161H51ZM67 160V161H68ZM148 160H151L149 163H148ZM154 160V161H153ZM147 161V162H146ZM156 161V162H155ZM27 162V163H26ZM84 162V163H83ZM87 162V163H86ZM101 162V163H100ZM152 162H153V165H152ZM214 162V163H215ZM20 163V164H19ZM27 165H26V164ZM63 163V162H62ZM82 163V164H81ZM213 163V162H212ZM81 164V165H80ZM87 164V165H86ZM101 164H104V165H101ZM225 164V165H224ZM25 165V166H24ZM59 165V166H58ZM57 166H56V168L58 169V172H59V169H60V165L61 164H58ZM253 165V166H252ZM79 166H81V168L79 167ZM232 166V167H231ZM31 167V168H30ZM102 167V168H101ZM104 167V168H103ZM229 167H231V168H229ZM26 168H28V169H26ZM160 168V169H159ZM88 169V170H87ZM227 170V171H226ZM233 172H232V171ZM245 171H244V174H245ZM34 172V173H33ZM42 173V174H40V175H38L39 173ZM236 172H238V174L236 173ZM91 173V174H90ZM83 174V175H82ZM243 173H242V175H244ZM36 175H38L37 177H36ZM82 175V176H81ZM12 176V177H11ZM6 177H8V176H6ZM95 177V178H94ZM233 177V178H234ZM88 178V179H87ZM103 178V179H102ZM110 178V179H109ZM232 178V177H231ZM25 179V180H24ZM97 179V180H96ZM107 179V180H106ZM9 180V178L7 179H4L3 180V178L1 179L0 178V189H2L3 188V186L5 187V183H10L9 185H11V182H10V180ZM38 180V181H37ZM4 181H6V182H4ZM8 181V182H7ZM20 181V182H19ZM25 183H24V182ZM17 182H18V184L20 183V185H18L17 184ZM21 182H23V184L21 183ZM106 182V183H105ZM110 182V183H109ZM111 182H112V184H111ZM27 183H28V185L30 184V186H31V188H27V186H26V188H25V185H27ZM25 184V185H24ZM90 184V185H89ZM3 185V186H2ZM12 185V186H13ZM21 185H23L24 186V188H22L21 187ZM109 185V186H108ZM36 186H39V187H36ZM84 186V187H83ZM111 186V187H110ZM2 187V188H1ZM11 187V186H10ZM9 187V188H10ZM45 187V188H44ZM57 190H56V189ZM10 189H12V188H10ZM10 189H8L9 191H10ZM7 189H6V187L5 188H3L2 190H0L1 191V193L0 194H2V192H6V191H8ZM20 190V189H19ZM43 190V191H42ZM56 190V191H55ZM110 190V191H109ZM26 191V192H27ZM55 191V192H54ZM58 191V192H57ZM99 191V192H98ZM51 192H52V194H51ZM43 193V194H42ZM57 193V194H56ZM56 194V195H55ZM107 194V196H105ZM42 195V196H41ZM72 195H77V194H75V193H73ZM52 196V197H51ZM78 197H79V195H77ZM47 197V198H46ZM112 197H114L113 195H112ZM110 198L109 197V200L110 199H113V198ZM105 198V199H104ZM48 199V200H47ZM114 199H115V197H114ZM40 200V201H39ZM82 201L81 199H78L77 198V200L76 201ZM43 201V202H42ZM46 201V202H45ZM49 201V202H48ZM79 201V202H80ZM112 201V200H111ZM114 201V200H113ZM19 216H21V218L20 219H23L22 217L24 216V215H21V214H18ZM19 216H18V219H19ZM24 217H26V216H24ZM31 218H34L33 216H30ZM30 217H28V218H30ZM44 217V216H43ZM46 217V216H45ZM44 217V218H45ZM14 218H17V216L16 217H14ZM31 218H30V220H31ZM24 219H26V218H24ZM34 219H36V217L34 218ZM17 220V219H16ZM15 221V220H14ZM12 222V223H15V222ZM17 222L19 223L20 221H16V225H17ZM13 225V224H12ZM15 225V226H16ZM14 225L12 226V227H15ZM97 232V234H96V232ZM99 231V232H98ZM93 232H95V234L93 233ZM93 233V234H92ZM64 234V236H65V238H64V236H62L63 238H64V240H60L62 237H59L58 239L60 240H58L57 239V241H56V247L57 246H59L58 247V249L53 245V244H50V245H52V248L53 249H50L51 248V246H50V248H48V244L46 245V243H42L41 242V244L43 245L44 244V248L46 247L47 249H44L43 251H45L44 253L41 251L42 249H43V247H40V246H42L40 243V245H38L40 248H41V250H40V248L39 247H36V243L38 244V241L37 242H34V241H32V242H34L35 244H32V243H29V242H31L30 240H32V239H30L29 240V238L27 239V240H25V241H23V242H25V243H21V244H23L24 246H22L23 248H21L20 250L19 249H17L16 251H18L17 253H16V251H14L15 253H13V251H12V253H11V251L10 252H8L9 250L6 248V249H3V250H1V252H0V256L2 257V259H4V261L6 260L7 261V258H8V260H10V258H16V257H20V256H29V255H31L30 253H34V255L37 253H39L38 252V250H40V252L42 253L41 255H40V253H39V255L42 257V255H44V257H42V259H41V261L42 262H40L39 260H36V262H34V264H45V263H47V264H62V263H60L59 262V260L57 261L56 260V257H54L55 258V260H54V258H52L53 260H49V259H47V261L49 260V263L46 261V259H45V256L46 255H51V254H54V249H56V251L55 252H57V250H59L60 252L65 248V239H67V234H66V232L65 233H63ZM66 234V235H65ZM84 234H85V232H84ZM84 234H81L83 237H85V235ZM88 234V235H87ZM77 236H76V238L77 237H79L80 236V234H79V236H78V234H76ZM97 235V236H96ZM91 236V237H90ZM101 236V237H100ZM109 238H108V237ZM86 237L88 238L89 237V240H90V243L91 244H93V245H91V247H90V244H89V240H88V243L85 241L84 242V244L83 243H79L78 245H76V248H77V246H79L80 247V249H82V250H80L79 249V247H78V249L75 251V253H74V257H72L71 259L72 260H69L68 261V263H65V264H73V262L77 259V258H79L80 256H82V255H86V258L87 257H89L87 260H86V263L85 264H90V263H92V264H96V262H98V264H108L107 263V261L108 262H110V261H112V262H110L109 264H113V261L115 260L116 261V259L117 258H115V257H118L119 258V255H118V253H117V250H115V249H117L116 247H117V243H116V239H114V238H112L113 240H111V236L109 235V233L107 232V231H104V230H92L91 232L90 231H87L86 232ZM98 237V238H97ZM107 238V239H105V238ZM68 238H70V237H68ZM73 238H75V237H73ZM79 238H81V237H79ZM94 238V239H93ZM93 239V240H92ZM100 239H101V241H100ZM110 239V240H109ZM108 240V241H107ZM64 241V242H63ZM64 243L63 245H62V247L60 248V244L59 243ZM101 244H100V243ZM27 243L28 244H30L29 246L27 245ZM55 243V242H54ZM61 243V244H62ZM112 243H113V245H115V246H113L112 245ZM59 244V245H58ZM32 245H34V246H32ZM65 245V246H64ZM84 245H86V246H84ZM26 246V247H25ZM29 248H28V247ZM30 246H31V248H30ZM84 246L85 247V249H84V247L82 248V247ZM88 248V251L90 252V253H88V251L86 250L87 248ZM96 247V249L94 250V248ZM115 247V248H114ZM28 248V249H27ZM38 250H37V249ZM90 248H92L91 250H89ZM113 248H114V250H113ZM36 249V250H35ZM97 249H98V252H97ZM100 249V250H99ZM21 250H22V252H21ZM48 250V251H47ZM50 250L52 251L53 250V252H50ZM87 252H86V251ZM93 250V251H92ZM106 250V251H105ZM108 250V251H107ZM29 251V252H28ZM35 251H37L36 253H35ZM83 251L85 252L84 254H83ZM95 251H96V253H95ZM6 252V253H5ZM108 253V255H107V253ZM113 254H112V253ZM3 255H2V254ZM20 253V254H19ZM23 253H25V255L23 254ZM28 253V254H27ZM93 253H95L94 255H93ZM19 254V255H18ZM36 254V255H37ZM46 254V255H45ZM56 254V253H55ZM91 254V255H90ZM262 254V253H261ZM261 254L260 253H258V255H260L259 256V258H258V256H257V254L255 255V258H256V256H257V258L255 259V258H253L252 260H253V262L250 260L249 261V259L247 260V258H250V257H254V255H252V256H250V257H246V260H245V258H243V260H245L246 262V264L247 263H249V264H254V262H255V264H258V262H259V260H261L260 259V257H261ZM90 255V256H89ZM106 255V256H105ZM113 255V256H112ZM5 256V257H4ZM111 256V257H110ZM94 257V258H93ZM114 257V260H112V258ZM102 258H104V259H102ZM261 258H263V257H261ZM44 259V260H43ZM91 259H93V260H91ZM251 259V258H250ZM259 259V260H258ZM242 260V258L241 259H238V261H236L237 262V264H244V263H242L241 261H243ZM255 260V261H254ZM257 260H258V262H257ZM38 261V262H37ZM46 261V262H45ZM71 261V262H70ZM89 261H91L90 263H89ZM94 261V262H93ZM103 261H106V262H103ZM179 260H177V262H178ZM249 261V262H248ZM262 261V260H261ZM260 261V262H261ZM18 262V261H17ZM172 262H174L175 264H176V261H172ZM180 262V261H179ZM236 262H234L235 264H236ZM244 262V261H243ZM251 262V263H250ZM16 264L15 263V261L13 262V261H9V264ZM233 262H232V264H234ZM178 264V263H177ZM182 264V263H181ZM184 264V263H183ZM187 264V263H186ZM218 264V263H217ZM227 264H229V263H227ZM231 264V263H230ZM261 264V263H260Z\"/></svg>",
	"mask_w": 264,
	"mask_h": 264
},
{
	"label": "built area",
	"instance_id": "obj_3",
	"mask_svg": "<svg viewBox=\"0 0 264 264\" xmlns=\"http://www.w3.org/2000/svg\"><path fill=\"white\" fill-rule=\"evenodd\" d=\"M90 256V255H89ZM89 257L86 258V255H82L80 256L79 258H77L73 264H85L86 263V260L88 259Z\"/></svg>",
	"mask_w": 264,
	"mask_h": 264
}]
</instances>
